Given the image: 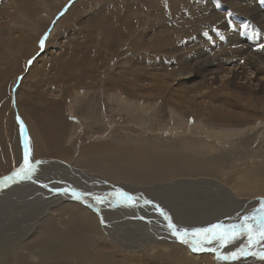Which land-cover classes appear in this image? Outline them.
<instances>
[{
  "label": "rangeland",
  "instance_id": "rangeland-1",
  "mask_svg": "<svg viewBox=\"0 0 264 264\" xmlns=\"http://www.w3.org/2000/svg\"><path fill=\"white\" fill-rule=\"evenodd\" d=\"M255 2L253 8L263 15L264 1ZM192 3L200 9L192 10ZM66 4L67 9L58 16ZM214 12L213 4L200 6L196 0H0V177L17 169L21 157L24 159L26 140L35 161H41L34 167L36 171L51 169L49 164H63L68 167L66 173L79 169L82 149L89 146L159 145L167 141L188 150L209 149L212 156L224 158L246 149L242 142L264 144V101L254 99L255 102L248 103L246 111L252 109L261 117H254L252 123L247 121L246 126H237L238 131H234L209 121L207 113L199 114L192 97L189 100L190 97L178 95L176 86L169 82L167 67L175 64L178 52L198 60L202 48L224 45L223 48L230 50L229 42L218 32L224 16L219 18ZM246 12L252 13L251 20L240 18L245 27L257 28L256 15L249 9ZM53 21L56 24L41 47L40 41ZM195 42L201 43L199 48H190ZM156 74L159 77L155 78ZM160 77L168 79L161 84ZM228 84L208 86L213 89L210 97L221 98L228 92L235 95ZM243 98L248 99L249 94ZM15 112L25 128L22 135ZM210 122L213 124L209 125ZM17 135L23 139L20 161L15 149ZM222 147L229 152L222 151ZM254 153L262 158L253 162L264 163V153L259 154L256 149ZM237 164L240 165L238 161ZM34 173L37 172L31 178L37 179ZM227 173L234 180L237 175L246 176ZM90 174L106 183L101 172ZM72 176L75 174L62 179ZM57 179L64 187L61 177ZM10 182L11 187L2 189L0 205L4 200L23 198L25 201L22 187L38 186L43 179H24L22 184L19 180ZM212 186V183L208 186L209 196L223 210L233 211L236 205L241 210L259 207V197L240 202L229 184L221 182ZM242 189H237V193L244 192L245 187ZM223 190L227 194H221ZM172 193L178 200L184 191L172 189L169 194ZM109 195L112 198L113 194ZM210 204V218H213L207 221L217 223L221 212ZM119 206L111 208L116 211V218L117 214L121 215ZM162 206L166 210L167 206ZM227 214L228 211L223 215ZM175 223L179 226L178 221ZM241 244H235V248ZM245 257L248 256L240 257L236 263H246ZM225 261L229 264L228 261L234 260Z\"/></svg>",
  "mask_w": 264,
  "mask_h": 264
},
{
  "label": "bare ground",
  "instance_id": "bare-ground-1",
  "mask_svg": "<svg viewBox=\"0 0 264 264\" xmlns=\"http://www.w3.org/2000/svg\"><path fill=\"white\" fill-rule=\"evenodd\" d=\"M73 2H70V5ZM196 2L200 6L204 3L213 4L218 17L224 16L220 19L221 31L218 32L221 37L224 35L225 42H229L231 51L223 48L224 45L202 48L197 55L198 60L191 56L184 57L178 52L175 64L167 67L169 82L176 86L178 95L190 97L189 100L192 97L199 114L207 113L209 121L238 131L237 126L244 127L247 121L252 123L254 117H261L252 109L250 112L246 111V107L254 99L264 101V48L261 47L264 33L260 34V31L264 32V14L261 15L259 10L253 8L255 0ZM67 7L66 4L58 16L62 15ZM190 7L192 10L200 9L195 3L190 4ZM247 9L253 11L259 24L252 30L245 27L244 21L240 19H250L252 12H246ZM55 24V21L51 23L42 39L45 40ZM200 44L195 42L189 47L195 46L198 49ZM175 49L178 51V48ZM156 77H159L158 74ZM167 79L162 77L161 84ZM226 82L236 94L228 92L221 98H211L213 89L208 86L217 87ZM247 94L249 98L244 99ZM15 116L17 118L16 112ZM194 116L197 118L196 114ZM17 120V127L20 125L22 135L23 123L21 119ZM22 141L17 135L15 149L19 161L20 150H23ZM26 143L29 148L28 140ZM165 143L116 147L89 146L82 149L79 169L70 173H66L65 168L68 167L63 164H49L51 169L46 167L43 171L34 170L33 172H37L34 173L37 179H31H43V182L37 183L38 186L30 184L22 187L25 191L21 192V195L25 201L23 198L19 201L4 200L0 205V216L3 219L0 218V264H216L214 261L218 259V255L236 250L235 244L246 245V237H240L223 247L217 241L206 244L204 251H194L191 243H182L172 234L168 221L157 211V206L171 217L173 223L178 221V227L189 230L215 224L207 221V218L211 217V208L208 206L210 203L215 211L221 212L216 219L217 223H238L241 215L255 208L241 210L238 207L240 205H236L233 211L227 210L228 214L224 216L226 209L223 210L220 204H215L211 199V188L208 186L221 182L229 184L234 194L239 196L236 199L240 202L254 196L264 197V163L253 162L258 161L259 157L262 158L261 155H256L254 150L259 154L264 153L263 142L258 146L242 142L246 149L234 154L235 156L228 155L224 158L212 156L209 149L188 150L185 146L175 145V142ZM220 149L229 152L223 147ZM29 157L34 167L38 165L31 153ZM22 163L21 157L17 169ZM242 163L247 165L242 167ZM14 171L11 170L10 174L5 176ZM89 171L104 174L106 183L93 178ZM228 171L245 173L246 176L237 175L234 180L227 175ZM71 173L75 176L67 180L62 179L65 175L71 176ZM59 176L64 187L58 182ZM207 178H211L213 182ZM19 181V184L24 182ZM8 187H11L10 181L6 187L0 186V201L4 191L2 189L7 190ZM244 187L245 190L251 189L253 196L248 190L237 193V189L243 191ZM172 189L184 191L182 198L176 200L174 193L169 194ZM224 190L221 194H227ZM119 191L130 194L133 202H123L115 195L110 198L109 194ZM76 196L80 198L77 199ZM97 196L103 197L104 203H97ZM145 201L152 203L146 204ZM248 204H251V201H248ZM115 205H121L118 207V212L121 213L117 214L118 218L114 216L116 211L111 209ZM162 205L167 206L166 210ZM232 247L231 251L227 250ZM212 248L219 249V252L211 251ZM255 250H260V246L250 249ZM243 259L247 261L244 264H262L258 261L261 259L251 258L249 255ZM234 261L228 263L238 264L237 260ZM218 264L227 263L220 260Z\"/></svg>",
  "mask_w": 264,
  "mask_h": 264
},
{
  "label": "snow or ice",
  "instance_id": "snow-or-ice-1",
  "mask_svg": "<svg viewBox=\"0 0 264 264\" xmlns=\"http://www.w3.org/2000/svg\"><path fill=\"white\" fill-rule=\"evenodd\" d=\"M41 47L44 46V39L40 41ZM264 48V45H261ZM25 155L23 163L18 169L12 172L11 175L0 178V186H7L9 181L16 182L17 180L31 179V175L35 170L33 162L29 159L30 149L27 143L25 144ZM36 164L41 163L36 161ZM66 191V190H65ZM75 195V193H73ZM121 201L132 203L133 198L130 194L123 191L114 193ZM79 199V196H76ZM97 203H104L103 197H95ZM146 204L152 203L151 201H145ZM157 211L161 213L168 221V227L172 234L179 239L182 243H191L194 251H204L206 244H212L213 241H218L220 246L223 247L226 244L233 243L240 239V237H246L247 244L242 247H237L235 251L229 252L226 255H218L220 260H237L242 256H258L261 260H264V197L259 198V207L253 209L251 212L245 213L239 217L238 223L223 224L215 223L209 224L204 228H180L178 225L172 222L171 217L168 216L163 209L157 206ZM260 246L259 251H250L254 246ZM211 251L219 252V249L212 248Z\"/></svg>",
  "mask_w": 264,
  "mask_h": 264
},
{
  "label": "crops",
  "instance_id": "crops-1",
  "mask_svg": "<svg viewBox=\"0 0 264 264\" xmlns=\"http://www.w3.org/2000/svg\"><path fill=\"white\" fill-rule=\"evenodd\" d=\"M75 2H73V4H74Z\"/></svg>",
  "mask_w": 264,
  "mask_h": 264
}]
</instances>
